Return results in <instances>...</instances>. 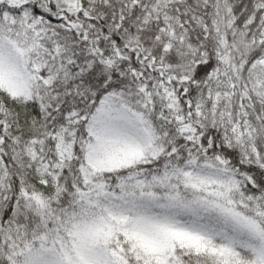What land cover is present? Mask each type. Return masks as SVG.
<instances>
[{
	"label": "snow or ice",
	"instance_id": "obj_1",
	"mask_svg": "<svg viewBox=\"0 0 264 264\" xmlns=\"http://www.w3.org/2000/svg\"><path fill=\"white\" fill-rule=\"evenodd\" d=\"M0 264H264V0H0Z\"/></svg>",
	"mask_w": 264,
	"mask_h": 264
}]
</instances>
